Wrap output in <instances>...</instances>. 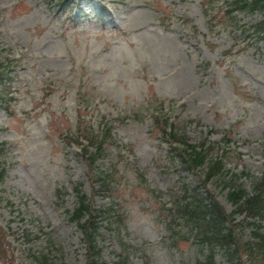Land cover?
<instances>
[{"label": "rangeland", "instance_id": "obj_1", "mask_svg": "<svg viewBox=\"0 0 264 264\" xmlns=\"http://www.w3.org/2000/svg\"><path fill=\"white\" fill-rule=\"evenodd\" d=\"M233 2L0 0V60L14 62L10 111L0 109V169L8 167L0 241L13 264H88L68 213L81 183L97 207L113 204L123 216L116 231L101 223L104 262L118 264L123 255L126 264L205 259L207 249L194 239L176 242L165 227L184 183L199 186L203 171L174 159L179 150L154 119L159 110L192 143L228 152L226 176L200 188L228 211L234 206L221 178L264 172V41L244 31L261 16L232 11ZM84 128L103 130L107 139L98 161L110 170L105 194H94L74 142ZM227 132L232 141L224 144ZM239 182L250 187L251 178ZM216 253L219 264H233L221 246Z\"/></svg>", "mask_w": 264, "mask_h": 264}, {"label": "trees", "instance_id": "obj_2", "mask_svg": "<svg viewBox=\"0 0 264 264\" xmlns=\"http://www.w3.org/2000/svg\"><path fill=\"white\" fill-rule=\"evenodd\" d=\"M238 3L243 9L258 10L263 13V18L253 24H248V29L255 37L264 38V0H238ZM9 74V66L6 67L0 61V105L4 108H7V105L2 100L4 94L1 87ZM169 119L170 117L158 115L154 124L159 133L178 145L181 151L179 159L188 167L200 168L207 164L208 169L204 174L206 184L211 178L222 175L226 170L227 153L223 151L212 154L205 144L199 146V144L190 143L187 133L175 126L173 122H168ZM83 134L87 142L79 141L78 145L88 161L90 178L96 189L95 193H105L110 189V170H105L98 164L99 158L103 156L101 150L105 139H103V134L93 128H86ZM4 173L5 170L0 174V180L3 179ZM244 175L253 178L251 188L238 183V178H232L231 181L224 180L225 186L229 188L228 198L235 205V209L231 212L227 211L213 195L205 196L198 186L186 185L184 196L175 202L166 217V226L169 230L183 223V228L178 232L182 230L189 232L202 249L205 247L209 249V260L212 264H217L216 253L212 251L218 246L225 247L231 259L238 260V264H264V233L261 232V226L254 227L256 230L253 240H244L241 233L244 228L243 223H251L250 218L252 222L264 220V173L258 176L244 172ZM76 189L79 197L78 205L71 212L70 218L83 232V240L87 248V263L108 264L102 261V248L98 240L101 234V223L106 220L109 227L118 230L122 225L123 216L113 204L95 207L92 199L83 191V186H77ZM0 231L3 236L4 231L2 229ZM8 255L5 246L0 241V256H6L4 264H13ZM125 261L122 258L120 264H124ZM198 264L209 263L204 261Z\"/></svg>", "mask_w": 264, "mask_h": 264}]
</instances>
